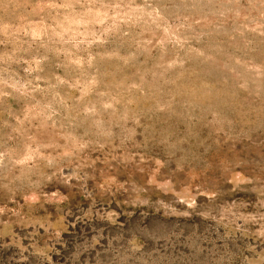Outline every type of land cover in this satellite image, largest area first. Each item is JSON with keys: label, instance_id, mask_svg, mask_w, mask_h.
<instances>
[{"label": "rangeland", "instance_id": "obj_1", "mask_svg": "<svg viewBox=\"0 0 264 264\" xmlns=\"http://www.w3.org/2000/svg\"><path fill=\"white\" fill-rule=\"evenodd\" d=\"M0 264H264V0H0Z\"/></svg>", "mask_w": 264, "mask_h": 264}]
</instances>
